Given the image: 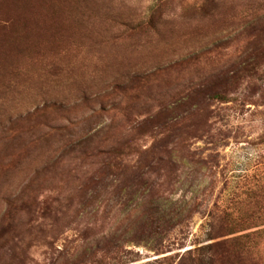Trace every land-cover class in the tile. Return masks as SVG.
<instances>
[{"label": "rangeland", "instance_id": "1", "mask_svg": "<svg viewBox=\"0 0 264 264\" xmlns=\"http://www.w3.org/2000/svg\"><path fill=\"white\" fill-rule=\"evenodd\" d=\"M262 172L264 0H0V264H264Z\"/></svg>", "mask_w": 264, "mask_h": 264}, {"label": "trees", "instance_id": "2", "mask_svg": "<svg viewBox=\"0 0 264 264\" xmlns=\"http://www.w3.org/2000/svg\"><path fill=\"white\" fill-rule=\"evenodd\" d=\"M13 13V9H7L5 10V14L11 15ZM138 80L135 82H139V84H144L148 79L147 77H137ZM213 96H216L219 99L226 100V96L221 93L220 91H217ZM128 116H126L127 118ZM118 149H112L111 151H103V150H96L92 152V157L95 155L100 158L99 163V173L102 175L100 178H102L103 181H106L109 178V175L115 174L116 171L123 168V159L121 158L119 153L122 155L123 153L121 151H118ZM166 154V153H165ZM163 155V154H162ZM164 156V155H163ZM169 162H174V155H171L168 157ZM263 172L261 173V175ZM89 179H93V176ZM100 182V181H97ZM98 186H100L98 184ZM103 189V188H102ZM102 192L100 191V194L98 196L91 197L89 193H87V199L83 198L82 206H81V212H85L86 208L89 205H92V210L99 208V200H101ZM246 197L248 200V205L251 204L252 206L259 205L261 208L264 209V174L263 176H260L259 179L251 181L249 184L248 190L246 192ZM95 202V203H94ZM259 208V207H256ZM80 209L76 210V215L80 211ZM223 213V214H222ZM57 213H55L54 217H57ZM210 230L208 233V240L226 237L227 235L233 234L237 232L238 230H244L246 228L252 227V224L246 225L247 227H244L243 225L240 227H237V231L232 229L231 223L229 219L226 216V213L224 212H215L211 215V221H210ZM243 227V229H242ZM241 228V229H239ZM251 234L246 233L242 236L243 238H249ZM240 239V238H237ZM237 239L227 240L225 238L220 239L216 242L207 243L204 246L197 247V255H193L194 251L193 249H188L187 253L189 255H192L191 258H189L188 263L183 264H217V262L220 261L219 256H222L226 254H231L229 257L230 260L227 261L225 264H258L259 262L255 259H252L251 257L244 258V261L242 259V255L246 250L244 248L240 249L237 246ZM235 241V242H234ZM245 241V240H243ZM234 242V243H233ZM227 249V251H225ZM229 249V250H228ZM86 251H89V248H87ZM81 258H86V255L84 254L81 256ZM84 259L80 261L79 264H85ZM184 259V258H183ZM240 259V260H239ZM184 262V260H183ZM78 264V263H75ZM182 264V263H180Z\"/></svg>", "mask_w": 264, "mask_h": 264}]
</instances>
